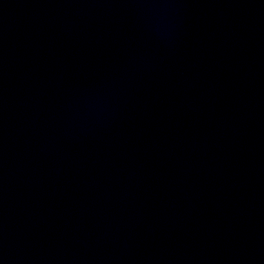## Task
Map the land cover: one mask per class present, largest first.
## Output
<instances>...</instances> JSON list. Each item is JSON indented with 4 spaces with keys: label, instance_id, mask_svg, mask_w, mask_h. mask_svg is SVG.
Instances as JSON below:
<instances>
[{
    "label": "water",
    "instance_id": "water-1",
    "mask_svg": "<svg viewBox=\"0 0 264 264\" xmlns=\"http://www.w3.org/2000/svg\"><path fill=\"white\" fill-rule=\"evenodd\" d=\"M0 264H264V0H0Z\"/></svg>",
    "mask_w": 264,
    "mask_h": 264
}]
</instances>
